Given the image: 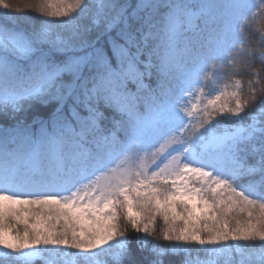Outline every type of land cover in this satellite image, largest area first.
Listing matches in <instances>:
<instances>
[{
    "label": "snow or ice",
    "instance_id": "snow-or-ice-1",
    "mask_svg": "<svg viewBox=\"0 0 264 264\" xmlns=\"http://www.w3.org/2000/svg\"><path fill=\"white\" fill-rule=\"evenodd\" d=\"M0 264H264V0H0Z\"/></svg>",
    "mask_w": 264,
    "mask_h": 264
},
{
    "label": "trees",
    "instance_id": "trees-1",
    "mask_svg": "<svg viewBox=\"0 0 264 264\" xmlns=\"http://www.w3.org/2000/svg\"><path fill=\"white\" fill-rule=\"evenodd\" d=\"M11 2L14 3V4L15 3H22V0H11ZM13 15L18 16V17H26V16H28V17H35L36 16V13L25 10V11H21V12H13ZM252 39H253V42H255V40L257 39V37L255 35H253V38ZM261 66H262L261 65V62L260 61H257L256 67L257 68H260ZM243 78L244 79H248L250 77L244 76Z\"/></svg>",
    "mask_w": 264,
    "mask_h": 264
}]
</instances>
